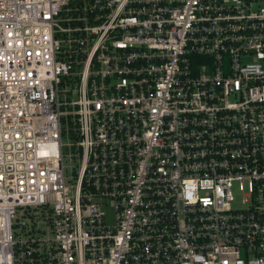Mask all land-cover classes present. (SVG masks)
Listing matches in <instances>:
<instances>
[{
  "label": "built area",
  "instance_id": "built-area-1",
  "mask_svg": "<svg viewBox=\"0 0 264 264\" xmlns=\"http://www.w3.org/2000/svg\"><path fill=\"white\" fill-rule=\"evenodd\" d=\"M0 264H264V0H0Z\"/></svg>",
  "mask_w": 264,
  "mask_h": 264
},
{
  "label": "rangeland",
  "instance_id": "rangeland-1",
  "mask_svg": "<svg viewBox=\"0 0 264 264\" xmlns=\"http://www.w3.org/2000/svg\"><path fill=\"white\" fill-rule=\"evenodd\" d=\"M235 195H237V194L235 193Z\"/></svg>",
  "mask_w": 264,
  "mask_h": 264
}]
</instances>
